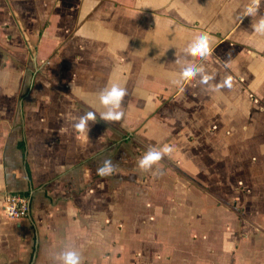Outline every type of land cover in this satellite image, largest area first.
Returning a JSON list of instances; mask_svg holds the SVG:
<instances>
[{
	"label": "crops",
	"instance_id": "crops-1",
	"mask_svg": "<svg viewBox=\"0 0 264 264\" xmlns=\"http://www.w3.org/2000/svg\"><path fill=\"white\" fill-rule=\"evenodd\" d=\"M5 2L0 264H60L67 248L81 264H264V35L252 27L264 0L253 16L250 0ZM201 34L203 60L184 51ZM189 64L215 78L174 82ZM110 80L127 90L114 123L99 117ZM88 111L97 120L78 133ZM164 144L172 156L141 170ZM108 157L115 173L98 176ZM8 193L29 197L27 217L5 213Z\"/></svg>",
	"mask_w": 264,
	"mask_h": 264
},
{
	"label": "clouds",
	"instance_id": "clouds-1",
	"mask_svg": "<svg viewBox=\"0 0 264 264\" xmlns=\"http://www.w3.org/2000/svg\"><path fill=\"white\" fill-rule=\"evenodd\" d=\"M143 2V0H139ZM260 4V0H250L249 5L244 10L245 16H253L257 11ZM253 30L260 35H264V16L252 25ZM187 55L193 57H199L202 60L209 56L212 51V41L207 34H201L197 36L185 49ZM200 77L199 83L201 85H209L215 77L209 74L205 67L196 64H189L183 67L178 74V79L174 82L181 83ZM233 87L232 77L225 78L221 83L217 84L214 91H220L222 88L231 89ZM71 90L75 91L73 86ZM127 95V90L119 82L109 81V84L101 90L98 94L100 105L104 111H101L99 117L106 122L114 123L119 122L124 118L125 113L121 110V104L124 97ZM97 114L95 111H88L81 115L78 120L74 122V129L78 133H89V122H96ZM174 152V145L164 144L162 147L149 145L144 154L138 159V167L148 172L153 169L154 165H158L165 157H171ZM118 165L115 164L110 157L103 159L96 168V174L101 177L113 175ZM60 264H81V253L75 249L67 248L63 250L55 258Z\"/></svg>",
	"mask_w": 264,
	"mask_h": 264
},
{
	"label": "built area",
	"instance_id": "built-area-1",
	"mask_svg": "<svg viewBox=\"0 0 264 264\" xmlns=\"http://www.w3.org/2000/svg\"><path fill=\"white\" fill-rule=\"evenodd\" d=\"M31 202L28 196L8 193L4 198V211L11 218H24L30 214Z\"/></svg>",
	"mask_w": 264,
	"mask_h": 264
},
{
	"label": "rangeland",
	"instance_id": "rangeland-1",
	"mask_svg": "<svg viewBox=\"0 0 264 264\" xmlns=\"http://www.w3.org/2000/svg\"><path fill=\"white\" fill-rule=\"evenodd\" d=\"M1 2H2V4H5L4 5V8H11L12 9V7L10 6V3L8 2H5V0H1ZM3 6V5H2ZM13 12V11H12ZM28 35L29 36H27V38L29 39V41L31 40V42H34L35 43V41L34 40H32L31 38H35V40H37V38H38V36L34 33V34H29L28 33ZM23 37L24 38H26V36H25V34H23ZM30 37V38H29ZM35 50H37V48H36V46L34 45L33 47H30V46H28L27 47V54L29 55V57H32V55L34 54V53H36V51ZM29 68L30 69H32L33 68V70L35 69V65L33 64V63H30L29 64ZM30 71H32V70H29V72ZM31 73V72H30ZM31 82H30V80H28V84H30ZM229 211H231V207H229Z\"/></svg>",
	"mask_w": 264,
	"mask_h": 264
}]
</instances>
